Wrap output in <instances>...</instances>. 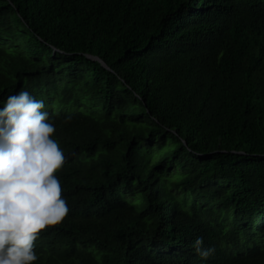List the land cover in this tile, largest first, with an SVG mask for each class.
Returning <instances> with one entry per match:
<instances>
[{"label":"trees","instance_id":"1","mask_svg":"<svg viewBox=\"0 0 264 264\" xmlns=\"http://www.w3.org/2000/svg\"><path fill=\"white\" fill-rule=\"evenodd\" d=\"M21 90L70 209L33 264H264V0H0V108Z\"/></svg>","mask_w":264,"mask_h":264},{"label":"clouds","instance_id":"2","mask_svg":"<svg viewBox=\"0 0 264 264\" xmlns=\"http://www.w3.org/2000/svg\"><path fill=\"white\" fill-rule=\"evenodd\" d=\"M70 120L71 117H66ZM43 99L21 90L0 108V264H33L42 230L60 224L70 209L55 174L66 160ZM196 251L207 258L214 249Z\"/></svg>","mask_w":264,"mask_h":264},{"label":"rangeland","instance_id":"3","mask_svg":"<svg viewBox=\"0 0 264 264\" xmlns=\"http://www.w3.org/2000/svg\"><path fill=\"white\" fill-rule=\"evenodd\" d=\"M44 98H47V96H45ZM49 99V104L52 107L53 110H72L74 109V107H72L73 105H69V106H64L63 107H56V96H51L48 98ZM169 143L168 141H164V142H156V143H152V144H148L147 145V150L150 152V155L153 159H155L165 148V146H168ZM146 147V145H144ZM166 172L168 173L169 176H173V175H177L178 169H176V167H174L173 165H171L169 168L166 169ZM175 193L177 194V196H181L182 192L181 191H175ZM256 234V233H255ZM262 234V233H261ZM264 237V235L262 236ZM257 242H261V240L256 239ZM251 244V242H248ZM247 243V244H248Z\"/></svg>","mask_w":264,"mask_h":264},{"label":"water","instance_id":"4","mask_svg":"<svg viewBox=\"0 0 264 264\" xmlns=\"http://www.w3.org/2000/svg\"><path fill=\"white\" fill-rule=\"evenodd\" d=\"M90 59H93V60H98L100 61L98 58H95V57H92V56H89ZM101 62V61H100ZM105 68H108L104 63H101Z\"/></svg>","mask_w":264,"mask_h":264}]
</instances>
